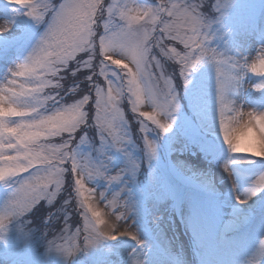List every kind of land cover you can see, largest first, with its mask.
Here are the masks:
<instances>
[{
    "label": "rangeland",
    "instance_id": "1",
    "mask_svg": "<svg viewBox=\"0 0 264 264\" xmlns=\"http://www.w3.org/2000/svg\"><path fill=\"white\" fill-rule=\"evenodd\" d=\"M150 1L151 4L143 0H101L105 4V12L104 18L99 21V31L103 32L105 22L109 20L108 4H112L117 10L113 23H123L119 18L120 11L137 6L154 8L162 2ZM263 1L231 0L226 14L210 28V38L206 45L215 49L217 60L224 61L221 65L222 72L228 71L229 62L245 58L251 62L258 53L264 55L259 50L264 46ZM63 2L64 0H50L57 7ZM163 2L170 4L178 0ZM194 2L201 6L200 0ZM229 2L230 0H213L209 11L201 9L200 13L211 21L220 16L219 7ZM17 7L20 5L15 0H11V3L9 0H0V23L9 22L11 25L7 32L0 34V83H6L9 69L23 60L44 28L43 24L37 25L18 14ZM211 12L214 15H209ZM47 19L48 14L45 15V20ZM163 19L168 18L163 16ZM137 22L143 23V20ZM161 35L163 34L159 29L153 33V36ZM174 41L176 45L165 41L167 48H175L182 53L187 51L180 40ZM95 48L98 54L99 36L96 38ZM156 50L160 52L158 47ZM156 50L154 47L153 54L164 64V73L177 95L178 107L174 113L162 115L159 109L155 110L156 120L162 124L171 123L170 130L164 133L156 123L139 114L141 111L152 114L154 111L150 105L144 104L139 110L133 111L125 95L118 107L126 121V127L113 129V135L119 137V141L113 146V139L108 133H104L106 140H102L95 121L92 120L93 128L83 130V144L78 149L80 162L88 164L94 175L97 171L102 173L100 177L84 182L86 190L96 189L88 203L102 213L101 219L112 225L114 231L110 234L118 237L114 240L104 239L95 246L85 248V237L90 234L84 230L85 209L80 206V200L84 197L79 200L75 197L74 181L77 177L72 175L69 162L65 165L68 169L65 184L51 204L41 201L21 216H6L3 219L0 264H241L259 245V239L264 236V191L243 204L238 203L237 198L244 199L252 181L264 173V160L248 156L234 157L223 144L219 131L215 61L204 59L198 63L191 73L189 83L185 85L184 76L180 74L182 65L177 63V58L166 60ZM87 59L86 53H77L76 60L70 61L68 68L59 73L63 77L60 80L62 88L45 91L53 95L58 91L60 95L57 100H60L66 86L67 89H76L78 92L74 97L61 100V103L68 104L82 99L85 90H91L90 115L94 117L96 87L107 92V80L111 79L114 83L116 80L112 72L123 75L126 69L109 65L108 75H100L99 57L95 56L93 62L98 70L96 81L90 89L81 85L87 82L84 78L79 79L77 73L72 75V71L85 68L83 65ZM190 71L191 69L186 71L185 75ZM236 74L239 78L229 87V99L246 108L264 110V89L255 87L257 83L264 81V77L251 73L240 76L239 71ZM16 79L18 83L22 80L20 77ZM176 79L180 84H176ZM73 81L79 83L69 85ZM161 84L163 85V81ZM129 113L130 117L127 115ZM137 117L141 120L143 134H137L140 139L138 146H135L128 131L130 132L129 118L135 123ZM7 119L19 122L21 118ZM87 132L89 136H85ZM81 137L76 143L81 142ZM54 142H60V138H54ZM148 144L155 145L154 156L147 155ZM233 159L241 162L229 163ZM132 164L137 167L129 170ZM161 166L166 174L172 173L182 184L199 187L207 191V194L196 195L187 191L180 203V191L172 185L171 176H167L169 181L164 179L158 169ZM241 169L249 172L247 178L239 175ZM26 175L28 172L21 176ZM110 177L116 179H109ZM6 194L7 190L0 185V203ZM68 194H71L77 205L74 206L77 219L74 226L65 217H59L51 231L49 230L50 233L38 232L41 223L47 218L46 211L58 203L59 198H68ZM88 196L89 191H85V197ZM124 204L131 210L128 211ZM52 210L55 213L56 207ZM88 216L91 214L88 213ZM117 216H121V219L117 220ZM21 217L30 219L31 223L27 226L19 223ZM243 226L250 232L247 242L242 241L241 237L221 239L223 234ZM109 231L105 229L104 232ZM120 233L127 235L120 236ZM132 236L136 239H131ZM53 241L61 247L63 255L49 249L50 242ZM105 241L108 242L107 245ZM69 252L72 254L69 255ZM260 259L264 264V258L258 253L255 257L256 264Z\"/></svg>",
    "mask_w": 264,
    "mask_h": 264
},
{
    "label": "clouds",
    "instance_id": "2",
    "mask_svg": "<svg viewBox=\"0 0 264 264\" xmlns=\"http://www.w3.org/2000/svg\"><path fill=\"white\" fill-rule=\"evenodd\" d=\"M194 5H197L194 0H178L170 4L162 0L154 7L160 9L156 20L148 16L143 19V23L129 21L120 11L119 18L123 23H113L117 10L112 4H108L109 20L105 22L103 32H100L99 21L104 18L105 4L97 0L95 13L90 19L81 21L79 29L70 34L67 47L60 50L43 48V42L48 38V24H37L44 25L43 31L23 60L15 64V66L24 64L29 57L37 53L42 56L41 62L25 68L23 72L20 93L16 97L20 110L17 111L4 104L3 97H0V118L6 114L21 118L19 122L9 121L8 126L12 127L13 131L6 138L5 124L0 119V185L7 190L3 202L0 203V217L9 216L10 210L17 201L35 200L37 204L41 201L49 203L48 196L53 192L59 193L65 184L68 171L65 165L69 162L72 175L79 172L80 182L75 184L74 188L75 197L79 200L82 197L80 184L100 176L94 175L89 170L88 164L80 162L78 149L83 144V137L80 143L74 144V134L78 129L83 131L84 128H90L91 121L94 120L102 140H106L104 133H108L113 139V129L126 127V121L118 107L125 95L133 111L147 104L153 111L161 109V114L165 115L163 111L165 106L170 109L173 103L177 104L175 89L171 87V81L164 73V64L153 54V49L158 47L161 55L169 61L187 54V51L182 53L175 48H167L165 41L179 40L168 30V25L174 20L173 14L183 9L193 12L194 15L200 13L197 9H193ZM230 5L231 0L228 6L222 9L223 16ZM165 9H171V12L164 11ZM164 14L167 20L163 19ZM214 23H216L215 19L209 21L203 16L198 31L207 34ZM9 28L10 25L5 22L0 23V31L7 32ZM157 29L163 35L153 36ZM97 36H99L98 54L95 48ZM207 40L204 41V46L209 48L206 45ZM259 50L264 53V46ZM77 53L87 54V63L83 66L93 70L96 67L93 58L98 55L100 75H108L109 65L126 69L123 75L112 72L116 80L115 83L111 79L107 80L109 85L107 92L99 86L96 87L94 117L90 115V110L85 108L89 104L88 95L76 99L74 103L65 104L61 103L63 97L57 100V96L60 95L58 91L54 95L45 91L62 88L60 80L63 77H60L59 73L68 68L70 61L76 60ZM204 59L210 61L208 57L202 60ZM177 63L180 62L177 60ZM215 66L219 131L223 144L234 157L264 154V110L257 111L243 107L229 99L227 95L230 85L239 78L236 74L238 71L240 76L251 73L254 76L264 77V58L258 53L251 62L248 58L229 62L228 71L220 76L217 74V65ZM195 67L184 76L185 85V81L189 83ZM69 91L75 93L76 89L70 88ZM57 137L60 138L58 143L54 142V138ZM29 169L32 171L29 172ZM25 172H28V175H19ZM88 191V197L91 198L96 189L92 188ZM81 207L83 208L82 205ZM101 216L100 212L97 219H101ZM19 223L27 226L31 220L21 217ZM103 226L96 227V232L102 233L105 229L114 230L106 221ZM258 242L259 245L242 260L241 264H256L255 257L258 253L264 258V236H261ZM258 264H262L261 259Z\"/></svg>",
    "mask_w": 264,
    "mask_h": 264
},
{
    "label": "snow or ice",
    "instance_id": "3",
    "mask_svg": "<svg viewBox=\"0 0 264 264\" xmlns=\"http://www.w3.org/2000/svg\"><path fill=\"white\" fill-rule=\"evenodd\" d=\"M9 3H11V0H9ZM15 3L20 5V7H17L18 14H21L32 21H34L36 24L38 23H46L48 24V30H47V39L43 42V48H47L49 50L55 48L57 50L65 49L67 47L68 38L71 33L75 32L79 29L81 21H84L85 19H90L91 16L96 11V4L97 0H64L62 4H60L58 7L56 5H53L50 3V0H15ZM228 4H223L219 7L220 16L215 19L216 23H219L220 19L223 17V11L222 9L226 8ZM200 7L199 5H194L193 9L196 10ZM39 9H43V11H39ZM110 11V10H107ZM164 11L171 12V9H165ZM48 14V19L45 20V15ZM160 14V9L153 8V7H140L137 6L135 8H130L127 11H121V15H123L127 20L129 21H138L143 20L148 16H152L153 20H156ZM174 20L171 24L168 25V30L171 31L177 38L180 40L181 43L184 44V47L187 49V54L183 57L177 56V60L181 63V76H185V72L189 69H193L200 61L208 57L210 60L215 61V64L217 65V74L218 76L222 75V68L221 65L224 63V61L217 60L216 56L217 53L214 49L206 48L204 46V41L209 39L208 33L201 35V32L198 31V27L201 23L203 15L201 13H198L196 15L193 14V12L188 11L187 9H183L180 11L175 12L174 14ZM7 25H10L9 22H5ZM11 26V25H10ZM181 29H186V32H182ZM5 32L0 31V34H3ZM262 58H264V55L259 54ZM247 59V58H245ZM42 56L37 53L29 57L28 61H26L24 64L16 65L15 67L9 69V73L5 79L6 83H0V97H3L4 104H7L9 107L17 109L19 111L18 107V101L16 100V97L20 93V85L23 80V72L25 68L33 67L39 62H41ZM87 61L84 62L86 64ZM87 68V67H85ZM90 69V68H88ZM73 76L76 75V73H72ZM9 76L11 78H9ZM17 77L22 78V80L18 83ZM92 76H88L87 80L91 82ZM187 84V81H185ZM109 86V85H108ZM257 89H264V81H261L255 85ZM96 94V92H95ZM172 100H175V97H172ZM178 105L173 103L172 107L170 109L165 106L163 111L165 114L170 115L171 113H174L177 110ZM161 111V109H159ZM141 116L152 120L154 123L158 125V127L163 132H168L170 127L172 126L171 123H159V121L155 118V111L150 114L148 112L145 113H139ZM255 115V114H254ZM7 117H10L9 115H5L3 118H0L3 120L5 124V138L8 134L12 133L13 128L9 127V120ZM119 137L114 136L113 137V146L119 141ZM149 156L155 155V145L154 144H148V153ZM248 157L253 158H260L264 160V154L256 153L254 155H249ZM241 161L238 159L230 160L229 163L231 164H237ZM252 162V161H247ZM137 167L136 164H132L129 170L135 169ZM227 171V167L225 168ZM97 175H102L99 171L96 173ZM77 177L74 181L75 184L80 182V176L79 172H77L75 175ZM109 179H116V177H110ZM80 191L82 193V197L84 199L80 200V206L82 205L85 209V215H84V230L88 232L90 235L85 237V248H89L92 246H95L99 241L104 239H111L114 240L118 236L114 234H110L114 230H110L108 233L102 232L97 233L96 227L103 225L105 221L103 219H97L98 214L100 211H97L94 206H92L90 203H88L89 197H85V191H88L85 189L84 184H80ZM264 191V173L259 174L254 181H252L251 187L247 189V195L244 199L237 198L238 203H246L247 200L253 196H255L257 193ZM57 193L53 192L48 196V201L51 204L53 199L56 197ZM35 200H29V201H17L14 203L13 208L10 210L9 216H21L27 211H30L35 205ZM124 207L125 204L123 205ZM128 211L131 209L126 207ZM88 213L91 214V216H88ZM118 219H121V216H117ZM5 217H0V232H3V219ZM127 235V233H120V236ZM131 239H136L135 236H132ZM137 243H140V241H137ZM75 247V246H74ZM50 250H54L58 253H61L63 255V251L61 250V247L59 245H55V242H50L49 246ZM72 253L69 252V255ZM67 258V257H65Z\"/></svg>",
    "mask_w": 264,
    "mask_h": 264
},
{
    "label": "trees",
    "instance_id": "4",
    "mask_svg": "<svg viewBox=\"0 0 264 264\" xmlns=\"http://www.w3.org/2000/svg\"><path fill=\"white\" fill-rule=\"evenodd\" d=\"M200 1H201V6L199 7L198 11L201 12V9L205 10V11H209L210 5H211L213 0H200ZM209 15H214V12L209 13ZM164 16H166V15L164 14ZM258 29H259V25H258ZM166 41H168V43H171V45H176L174 40H166ZM155 50H156V47H155ZM158 54L161 55L160 52H158ZM161 57H163V56L161 55ZM97 70H98L97 65H96L94 70L93 69H88V68L77 69L76 73L79 75V79H83L84 78V80L87 81V82H83L81 85L82 86H88L91 89L93 83L96 81V71ZM73 72L74 71H72V73ZM88 76H92V81L91 82H89L87 80ZM68 82H71V81H68ZM175 82H176V84H180L177 79H176ZM77 83H79V82L78 81H73V83H70L69 85H76ZM62 92L64 93V95H61V97H63L62 100H65V99H70L71 97H74L77 94L78 91L76 90L75 93L70 92L69 89H67V86H66L65 89ZM81 92H83V91H81ZM91 93H92L91 90H85L84 91V94L89 96V104L85 106L86 110H90L91 109V99H90ZM127 115L130 117V113L127 114ZM129 126H130L129 127L130 132L128 131V133H129L128 136H129V138L131 140L132 139L134 140V145L138 146L140 137L137 134H143L142 133L143 129H142V126H141L140 118L137 117L135 123H133L130 120V118H129ZM91 128H93V127L91 126ZM87 129L89 130V128H87ZM87 129L84 128V130H86V131H87ZM83 135H84V132L78 129L77 132L74 134V142L76 143L78 141V139L81 136H83ZM85 136H89V132H87L85 134ZM107 145L109 146L110 143L108 142ZM160 151L162 152V150H160ZM159 155H161V154H159ZM163 156H164V154H163ZM158 159H160V158H158ZM65 201H67V205H65L66 204ZM70 205H71V207H70ZM74 206L77 207V205L75 204V202L73 200V197H71V194H68V198H64V197L63 198H59L58 199V203H56L55 205L52 206V208H50L48 211H46L45 215L47 216V218L45 219V221H43V223H41L42 224L40 226L41 229H39L38 232H40V233L41 232L42 233H50L53 225L58 221L59 217H65L67 219V221L69 222V224H71V226H74V223H76V221H77L76 213L74 212V210H76V207H74ZM54 207H56V212L55 213L52 210ZM71 208H73V210ZM50 217H51V219H50Z\"/></svg>",
    "mask_w": 264,
    "mask_h": 264
}]
</instances>
